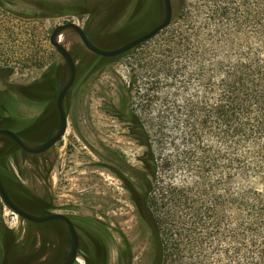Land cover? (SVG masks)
<instances>
[{
  "label": "rangeland",
  "instance_id": "obj_1",
  "mask_svg": "<svg viewBox=\"0 0 264 264\" xmlns=\"http://www.w3.org/2000/svg\"><path fill=\"white\" fill-rule=\"evenodd\" d=\"M171 2L174 19L180 0ZM0 5L15 15L0 10V62L10 66L0 68V129L34 144L58 125L65 63L49 43L56 26L75 22L96 47L114 50L163 17L162 0H0ZM158 35L110 59L89 52L75 34L62 36L76 65L65 97V135L39 155L0 139V179L11 199L33 215L56 209L78 225L85 258L74 264H158L159 242L145 202L149 170L140 160L144 149L130 113L139 103L125 87L130 67L149 61L161 43ZM68 245L56 222L29 223L0 200V264H62Z\"/></svg>",
  "mask_w": 264,
  "mask_h": 264
},
{
  "label": "trees",
  "instance_id": "obj_2",
  "mask_svg": "<svg viewBox=\"0 0 264 264\" xmlns=\"http://www.w3.org/2000/svg\"><path fill=\"white\" fill-rule=\"evenodd\" d=\"M158 36L125 84L158 264H264V0H180Z\"/></svg>",
  "mask_w": 264,
  "mask_h": 264
},
{
  "label": "water",
  "instance_id": "obj_3",
  "mask_svg": "<svg viewBox=\"0 0 264 264\" xmlns=\"http://www.w3.org/2000/svg\"><path fill=\"white\" fill-rule=\"evenodd\" d=\"M163 3V17L161 22L152 28L147 33L133 39L127 44L114 49V50H103L96 47L88 38L84 30L75 22L68 21L64 24L56 26L49 37L50 45L55 49L57 54L63 59L65 63V74L63 82L61 84L57 99H56V108L58 111V127L54 134L44 143L34 144L29 143L21 139L14 132L7 129H0V139L7 138L13 141L24 153L29 155H39L43 154L56 143L63 138L67 130V114L65 110V97L67 92L72 87L75 77H76V65L73 57L65 46L59 41L60 37L67 34H75L79 37L82 44L85 48L100 57L103 58H115L126 53H129L135 50L137 47L142 44L152 40L160 32L168 28L173 21V6L171 0H162ZM0 200L1 203L13 214L17 215L22 220H25L32 224H43L50 221H58L67 229L70 237V246L67 256L65 257L62 264H74L78 258V248H79V239L77 232L71 220L61 214H47L43 216H37L30 214L23 209H21L9 196L6 188L4 187L0 179Z\"/></svg>",
  "mask_w": 264,
  "mask_h": 264
},
{
  "label": "flooded vegetation",
  "instance_id": "obj_4",
  "mask_svg": "<svg viewBox=\"0 0 264 264\" xmlns=\"http://www.w3.org/2000/svg\"><path fill=\"white\" fill-rule=\"evenodd\" d=\"M78 25V24H77ZM80 26V25H79ZM57 109V108H56ZM58 112V111H57ZM59 118V117H58ZM57 127H58V125H57ZM57 129V128H56ZM56 129L54 130V131H52V133H50L49 135H48V137L47 138H45V139H43L42 141H40V142H38V143H36V144H41V143H44L45 141H47L53 134H54V132L56 131ZM16 134V133H15ZM18 135V134H17ZM19 136V135H18ZM20 137V136H19ZM21 138V137H20ZM5 139H7V138H5ZM22 139V138H21ZM62 139V138H61ZM60 139V140H61ZM10 140V139H9ZM59 140V141H60ZM11 141V140H10ZM25 141V140H24ZM13 142V141H12ZM14 143V142H13ZM15 144V143H14ZM16 145V144H15ZM17 146V145H16ZM22 209V208H21ZM25 211V210H24ZM27 212V211H26ZM58 212H60V211H58V210H52V211H50V213L49 214H61V215H65V216H67L70 220H71V222H72V224L74 225V227H75V230H76V232H77V235H78V239H79V234H78V225L76 224V222L73 220V218L70 216V215H67V214H62V213H58ZM44 215V213L42 214V215H37V216H43ZM45 215H47V214H45ZM54 222H56L60 227H62L65 231H66V236L68 237V241H69V245H68V247H67V250H66V255H65V257L67 256V254H68V251H69V246H70V237H69V233H68V231H67V229L63 226V224H61L60 222H58V221H54ZM44 224V223H43ZM79 246H80V240H79ZM81 257V258H85V254L78 248V257ZM65 259V258H64ZM77 260H78V258H77ZM76 260V261H77ZM63 263V262H62Z\"/></svg>",
  "mask_w": 264,
  "mask_h": 264
},
{
  "label": "bare ground",
  "instance_id": "obj_5",
  "mask_svg": "<svg viewBox=\"0 0 264 264\" xmlns=\"http://www.w3.org/2000/svg\"><path fill=\"white\" fill-rule=\"evenodd\" d=\"M75 24H76V23H75ZM61 38H62V37H60V39H59L60 42H61ZM61 43H62V42H61Z\"/></svg>",
  "mask_w": 264,
  "mask_h": 264
}]
</instances>
